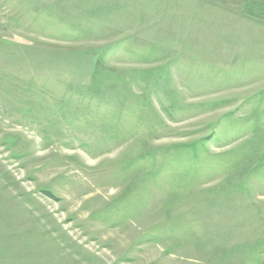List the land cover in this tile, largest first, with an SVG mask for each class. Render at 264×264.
Masks as SVG:
<instances>
[{
	"label": "rangeland",
	"instance_id": "374dc122",
	"mask_svg": "<svg viewBox=\"0 0 264 264\" xmlns=\"http://www.w3.org/2000/svg\"><path fill=\"white\" fill-rule=\"evenodd\" d=\"M0 264H264V0H0Z\"/></svg>",
	"mask_w": 264,
	"mask_h": 264
}]
</instances>
